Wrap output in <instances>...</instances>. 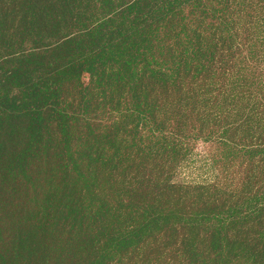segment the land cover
<instances>
[{
    "label": "rangeland",
    "instance_id": "1",
    "mask_svg": "<svg viewBox=\"0 0 264 264\" xmlns=\"http://www.w3.org/2000/svg\"><path fill=\"white\" fill-rule=\"evenodd\" d=\"M21 1L0 0V81L40 68L28 54L65 57L62 42L82 31L120 32L104 68H94L100 59L92 50L84 65L91 70L69 73L60 99L42 111L44 134L65 153L42 155L46 163L35 164L30 176L36 187L12 190L9 177H0V262L264 264V208L252 220L245 211L264 203V0H202L195 15L178 9L160 15L161 42L155 31L143 47L121 32L136 24L126 18L129 10L114 18L120 30L104 24L137 0H92L53 18L48 0L33 4L24 24L12 15ZM216 44L214 54L202 48ZM133 54L138 59L128 72L120 58ZM9 145L16 146L0 156V175L18 163L20 144ZM25 175L15 179L23 187ZM248 180L253 185L241 191ZM213 184L237 189L235 201L243 204L239 221L229 218L224 227L220 260L207 235L210 223L198 221L231 201L223 191L208 198L201 186ZM253 194L260 199L251 202ZM11 237L20 239L18 252Z\"/></svg>",
    "mask_w": 264,
    "mask_h": 264
},
{
    "label": "trees",
    "instance_id": "2",
    "mask_svg": "<svg viewBox=\"0 0 264 264\" xmlns=\"http://www.w3.org/2000/svg\"><path fill=\"white\" fill-rule=\"evenodd\" d=\"M47 1L48 0H45L41 3L40 0H22L15 10L16 12H13L12 15L18 16V19L24 24L29 17V12L33 10L34 5L36 8L37 4L42 7V5ZM76 1L77 0H75L74 3L71 0H50L51 7L49 9V14L52 18L61 16L66 14L65 11L67 10L70 12L73 11V9L79 10L86 6L87 3L92 2V0H80V2L77 4ZM203 5L204 3L202 0H137L136 2L131 3L128 8L123 9L122 12L114 16H110L108 19L104 20V24L114 25L115 16L124 14L126 10H129L130 17L126 16V18L130 19L132 23L136 24H133L130 27L121 30V32L129 38L135 39V41L133 42L134 45H136L137 47H143L144 45L152 42V36L155 31L157 32L158 42H161L159 36H163V31L162 27H159L158 24L160 23L161 19L164 18H161L160 15H166L168 13H170V15L174 14L176 12V9L182 10V13L187 12L195 15V9L201 8ZM68 8H70V10ZM87 21L89 22V19H87ZM32 22H34V20L31 19L29 22L30 25L32 24ZM46 23L48 24L49 22L47 21ZM43 27L41 28V30L43 29ZM32 28L33 27L30 26V29ZM64 29L65 28H63V31ZM118 29L120 30L121 27L119 25H114V30L117 31ZM109 30V34H103L102 29H99V26H96L90 32L82 31L80 34H75L73 37H69L67 40L62 42L66 58L63 57V55L59 51L56 52L54 61H52L50 57L51 54L48 57H38L36 56V54H28L30 63L32 65L38 64L39 66H41L40 68H36L30 74L17 73L13 71L9 75H6L4 79H1L0 156L5 155L7 151H9V149H12L16 146L9 145V142L20 144L18 146L19 150L16 152V159L18 160V163L8 165L6 168V172L0 175V177L3 178L9 177V189L20 191L25 187H36L35 183H33V179L30 176L35 164L42 160H44L46 163L47 158L42 155H50L54 152L51 157L55 158L56 156H60L65 153L66 148H61V143L57 141L58 139L51 136L50 133L44 134V118L42 116V111L45 109L48 101L54 102L60 99V96H58L57 94H59L61 86L64 87L66 81L70 78V74H74L80 77V75L83 74L84 71L91 70L90 68H88V66L84 65L86 59L93 54L92 50L96 53L94 59H100L98 62H93L92 65L94 66V68L97 66L104 68L103 65L105 63L106 54L109 50L116 46V43L118 41L117 34L120 32L119 31L114 35V31L110 27ZM41 34L44 35L45 33L41 32ZM199 38L200 34H196V40H199ZM180 39L182 40V38ZM209 39L210 38H207L205 36V38H202L200 42H202V40L206 41ZM76 41L80 42V44L77 46V48L79 49H76L75 46L74 48H72L73 45H76ZM216 46L217 44L214 46H203L202 48L206 51V53L212 52V54H214L216 52ZM75 51L76 55L72 56ZM137 59L138 57L136 56V54H133L132 56L127 58H120V63L126 71L131 72L133 63ZM64 62H67L68 67L56 70L54 74L46 75L45 70L50 65L60 66V64H63ZM66 69L68 70L66 71ZM103 71L104 70H102V73ZM15 79L16 81L20 82V84L15 85ZM135 113H137L136 117L139 118L142 115V110L134 112V114ZM6 124L9 126L4 127ZM25 124L28 126H25ZM24 140H26L25 143ZM57 148L60 149L59 152L55 151ZM50 173H52L53 175V172ZM19 175H25L22 178V180H25L26 182V185L24 187L21 184L17 183V181L15 180L19 178L16 177ZM38 182L39 181H37L36 184L39 187ZM253 182V180L243 182L241 191H246L247 186L253 185ZM46 184L54 185L52 182V177L51 179H45L44 185L42 187L46 193H50L52 186L49 187ZM201 188L202 190H204L208 198L213 194L219 195V192L223 191V195L228 194V196L226 197L227 200H231L230 202L225 201V208L221 212L215 213L213 216H211L210 214L208 216L205 214H200L198 217L199 223H210L211 230L207 233V235L210 237L209 239L212 244V249L216 250L214 252L216 253L217 259L220 260L219 252L221 250L218 249L220 248L223 240L222 233L224 231V227L229 218L234 221L239 219L241 215V212L239 211L240 209H242L243 204L235 201V193L237 189H232L230 186L225 187L224 185L222 186V184H213L202 185ZM249 199L251 202H253L257 199H260V197L257 194H253V196ZM49 204L50 203L48 202V200H46L43 203V207L41 205L40 210H42V212H44V210L47 211V207L49 206ZM263 208L264 203L256 207L249 205L245 210L247 211L246 218L248 220H252L256 214L259 215V212L263 210ZM222 214H228V217L222 216ZM206 216L208 219L205 218ZM132 231V229L129 230L127 237L131 235ZM263 233L264 230L259 231V235H262ZM119 236L115 237L116 241L120 240ZM10 239L11 250L18 252L15 241L17 240L20 242L19 237H11ZM118 244H120V241L118 242ZM11 255L14 257L12 253ZM0 264H4V262H0Z\"/></svg>",
    "mask_w": 264,
    "mask_h": 264
}]
</instances>
